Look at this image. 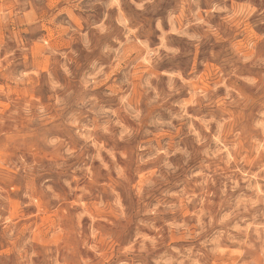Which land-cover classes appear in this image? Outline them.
<instances>
[{
    "label": "clouds",
    "instance_id": "9594fccd",
    "mask_svg": "<svg viewBox=\"0 0 264 264\" xmlns=\"http://www.w3.org/2000/svg\"><path fill=\"white\" fill-rule=\"evenodd\" d=\"M222 41L214 81L171 67ZM17 178L0 264H264V0H0V179ZM53 203L72 215L42 247Z\"/></svg>",
    "mask_w": 264,
    "mask_h": 264
},
{
    "label": "rangeland",
    "instance_id": "374dc122",
    "mask_svg": "<svg viewBox=\"0 0 264 264\" xmlns=\"http://www.w3.org/2000/svg\"><path fill=\"white\" fill-rule=\"evenodd\" d=\"M59 2L60 0H56V3H59ZM165 7H167V5ZM202 7H206V5H202ZM100 11H101L100 9L97 10V15H99ZM213 23H215V21H213ZM250 24H254V21H250ZM255 30L256 29L253 27V31ZM50 35L55 37V32L52 31ZM174 42L177 45H180L181 47H187L185 42L182 40L174 39ZM226 49H227V44L225 42L222 41L221 43L216 44L215 50L220 54V56L218 57V59L213 60L211 56L208 55V51H209L208 45H204L200 48H191L189 49V51L191 52V55L189 57L181 58L177 65H172L171 67L173 68L183 67L186 63L194 64L196 66L197 72L201 76V80L204 83H210L216 79L217 74H218L217 70L227 71L226 65L220 62L221 58L230 55V53H228ZM202 58L206 62V67L200 66V60ZM79 63L81 64V67L86 66V62L84 61L83 58L81 59V61H79ZM50 66H51V60L49 59L47 61L42 62L40 67L36 69V71L42 74L43 72H46ZM250 71H251V74L254 75L256 79H259V74L255 70H250ZM244 74H249V70H246ZM222 94H223V89H221V95ZM46 95H47V89L43 87L38 89V91L31 93V96L33 99H39V100H43ZM181 96H186V93H181ZM249 111L252 115H254L256 111V105H253L249 109ZM133 148H134V145L121 146V150L125 151L126 154L132 151ZM36 154L42 155L39 149L36 150ZM145 171H148V169H146ZM100 183H107L106 178H102L100 180ZM0 188L8 192L9 198L12 201L18 202L20 193H22L23 191V182L19 178L12 180L11 182H9L7 179H0ZM172 190L176 191L177 189L173 187ZM159 198H160L159 193L155 192L153 193V196L150 197L148 201H146V203L150 205L151 203L154 202L155 199H159ZM129 204L133 208L137 206L134 200L129 202ZM188 211H191V208H189ZM25 215L31 216L33 214L26 212ZM71 215H72V212L67 207L53 203L48 209H46L45 213L41 215L38 220L35 221L33 226L36 228L37 234L44 241V244L42 245V247H47V236L45 233V229L49 227L50 225H55L57 222V217H60L62 219H67ZM110 219L111 217L109 215H105L103 218H98L97 223L106 224L107 221H109ZM165 219H171V216H166ZM112 222L115 223L114 220ZM82 223L85 225L88 223L87 217H85V220L82 221ZM133 231H134V224L132 223V221H130L128 224H124L120 226L119 239L113 241V245H114L112 249L113 253H115L117 245L126 244L127 242L131 240ZM146 234L151 235V233H146ZM5 253H7L9 256L12 255L11 249L7 248L6 246L4 248H0V255H4ZM109 264H112V262L109 261Z\"/></svg>",
    "mask_w": 264,
    "mask_h": 264
}]
</instances>
